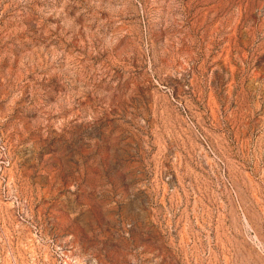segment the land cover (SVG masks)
Instances as JSON below:
<instances>
[{"label": "rangeland", "instance_id": "obj_1", "mask_svg": "<svg viewBox=\"0 0 264 264\" xmlns=\"http://www.w3.org/2000/svg\"><path fill=\"white\" fill-rule=\"evenodd\" d=\"M0 264H264V0H0Z\"/></svg>", "mask_w": 264, "mask_h": 264}]
</instances>
